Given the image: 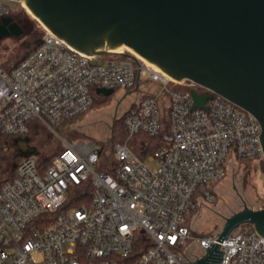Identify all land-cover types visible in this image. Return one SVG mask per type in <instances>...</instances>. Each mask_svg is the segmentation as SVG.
Segmentation results:
<instances>
[{"label": "built area", "instance_id": "built-area-1", "mask_svg": "<svg viewBox=\"0 0 264 264\" xmlns=\"http://www.w3.org/2000/svg\"><path fill=\"white\" fill-rule=\"evenodd\" d=\"M21 10L23 0H0V17ZM42 26L23 60L0 63V133L27 136L34 120L52 128L89 110L96 88L138 86L124 118L128 136L163 131L166 143L146 159L128 140L114 141L110 158L94 140L64 141L48 164L24 155L0 178V264H193L210 248L213 264H264V236L245 224L222 241L221 232L198 237L202 255H185L187 212L216 200L228 164L264 162L258 119L139 54L88 55ZM194 90L212 93L205 108H193Z\"/></svg>", "mask_w": 264, "mask_h": 264}, {"label": "water", "instance_id": "water-1", "mask_svg": "<svg viewBox=\"0 0 264 264\" xmlns=\"http://www.w3.org/2000/svg\"><path fill=\"white\" fill-rule=\"evenodd\" d=\"M23 1L44 26L83 53L99 56L126 46L173 78L225 97L258 119L264 148V0ZM22 33L12 16L1 19L0 41ZM192 97L193 108H205L212 93L194 90ZM23 140L24 155L35 151L28 136ZM245 223L264 236V206L245 204L226 219L218 240ZM212 251L193 264H213Z\"/></svg>", "mask_w": 264, "mask_h": 264}, {"label": "rangeland", "instance_id": "rangeland-1", "mask_svg": "<svg viewBox=\"0 0 264 264\" xmlns=\"http://www.w3.org/2000/svg\"><path fill=\"white\" fill-rule=\"evenodd\" d=\"M19 20L29 21V24L33 27V32L28 34L25 30L20 36H12L1 40L0 55L2 57L0 63L2 64L9 59L17 60L23 57L30 48L34 47L35 41L43 33L42 23L30 13L23 14ZM123 49L126 48L123 47L121 50ZM117 52L119 51L117 50ZM125 94L127 95L116 115V118H118L120 113L138 101V91L130 90L128 92V90L118 87L112 95L101 93V97L109 100L106 106H94L75 118L63 119L52 124V128L34 120L28 135L29 144L38 152L39 156L52 157L63 148L64 141L94 140L104 148L106 158H110L111 145L116 140L111 137L107 119L108 116L112 117L113 115V105ZM114 122L112 121L111 127ZM13 148H15L14 142L4 144L2 158L0 159L2 170L7 169L10 172L12 169ZM143 156L146 159V154ZM227 166L228 170L225 175L214 184L217 192L214 203L205 202V204L199 206L198 210L189 211L185 216V223L191 233L186 247L189 255L192 252L198 254L199 251H202L197 243L198 237L205 234L220 233L225 226L226 219L243 209L245 204L249 205L257 200L259 204L264 205V162L259 163L255 160L239 161L237 159ZM9 172H6L0 178L8 175ZM245 225L252 229V224L245 223Z\"/></svg>", "mask_w": 264, "mask_h": 264}, {"label": "trees", "instance_id": "trees-1", "mask_svg": "<svg viewBox=\"0 0 264 264\" xmlns=\"http://www.w3.org/2000/svg\"><path fill=\"white\" fill-rule=\"evenodd\" d=\"M23 14H29L26 10H21V11H18V12H13L12 13V16L15 17L16 19H20V17L23 15ZM44 32V30H43ZM43 34V33H42ZM42 36V35H41ZM36 42H35V45L33 48H30L28 50V52L21 58L17 59V60H7L3 63V65L7 68H12L14 66H16L21 60H23L35 47H36ZM0 46H1V41H0ZM105 55V54H103ZM2 56L0 55V58ZM93 93H94V97H95V102L93 104V106L91 108H93L94 106H106L108 103H109V100L108 98H103L101 97V93L98 91V88L94 89L93 90ZM90 108V109H91ZM85 113V112H84ZM125 115H126V110L122 113L119 114V117L116 118L115 122H114V125L111 127L110 126V131H111V137L112 139L116 140V141H126L128 140L129 144L134 148V150H136L138 152V154H140L141 156H143L144 154H149V153H152L154 152L156 149L162 147L166 141L164 139V135H163V131L162 133H160L158 136L156 137H148L144 134H139L135 137H132V138H129L128 136V132H127V129L124 125V118H125ZM75 118V117H73ZM71 119V118H69ZM30 133V132H29ZM29 135V134H28ZM17 137L15 136H11V135H7V134H2L0 133V159L2 158V148L4 146L5 143L7 142H14V140L16 139ZM142 142H148L149 145H148V148L147 150L144 152H142V149L140 147V143ZM33 153H37V151H33ZM39 155V154H38ZM23 155H14V159H13V165H12V169L10 170H2L1 166H0V177L3 176L6 172H9V174H14L16 172V166L17 164L20 162V160L22 159ZM43 160V162L45 164H48L50 163L52 157H47V156H40ZM239 161H248V160H252V159H246V158H239L238 159ZM103 170L105 171H108V167H101ZM228 170V168H227ZM226 170V172H227ZM225 172V173H226ZM214 203V202H211V204ZM249 207H253V208H261L263 207L264 205L262 204H259L257 202V200H255L253 203H250L248 205ZM199 207L195 208V209H192L190 211H196L198 210ZM252 229H254L253 225H252ZM185 255L187 257H192L191 253L189 255V253H187V251H185Z\"/></svg>", "mask_w": 264, "mask_h": 264}, {"label": "flooded vegetation", "instance_id": "flooded-vegetation-1", "mask_svg": "<svg viewBox=\"0 0 264 264\" xmlns=\"http://www.w3.org/2000/svg\"><path fill=\"white\" fill-rule=\"evenodd\" d=\"M13 17V16H12ZM3 17H0V21ZM15 21H17L19 23V25L23 28V33L24 31L26 30L28 34H32L33 32V27L29 24V21L27 20H19V19H16L15 17H13ZM8 38V37H6ZM128 92H130V90H128ZM126 97V96H125ZM124 98H120L116 101L115 105H113V115L112 117L108 116V119H107V123L109 124V126L112 125V121H115L116 119V115L118 114L119 112V107L122 103ZM24 138H20L19 140H16V142H14L15 144V148L12 149V153L13 155H23L24 156V152H25V149H26V145L24 143ZM18 141V142H17ZM198 255H202V251H199L198 252Z\"/></svg>", "mask_w": 264, "mask_h": 264}, {"label": "bare ground", "instance_id": "bare-ground-1", "mask_svg": "<svg viewBox=\"0 0 264 264\" xmlns=\"http://www.w3.org/2000/svg\"><path fill=\"white\" fill-rule=\"evenodd\" d=\"M27 9H28V12H29L31 15H33L28 7H27ZM123 47H125V48H126L127 50H129L130 52H132V53H134V54H137L135 51H133V50L127 48L126 46H121V47H119L117 50H121Z\"/></svg>", "mask_w": 264, "mask_h": 264}, {"label": "crops", "instance_id": "crops-1", "mask_svg": "<svg viewBox=\"0 0 264 264\" xmlns=\"http://www.w3.org/2000/svg\"><path fill=\"white\" fill-rule=\"evenodd\" d=\"M28 136V135H27ZM27 136H24V137H22V138H25V137H27ZM21 137H17L15 140H14V142H16V140H19ZM18 142V141H17ZM25 143V142H24Z\"/></svg>", "mask_w": 264, "mask_h": 264}]
</instances>
